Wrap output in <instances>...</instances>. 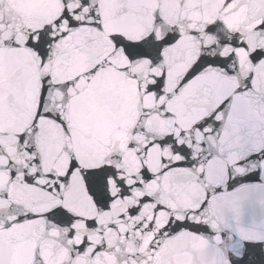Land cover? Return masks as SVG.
I'll use <instances>...</instances> for the list:
<instances>
[{"label":"water","instance_id":"95a60500","mask_svg":"<svg viewBox=\"0 0 264 264\" xmlns=\"http://www.w3.org/2000/svg\"><path fill=\"white\" fill-rule=\"evenodd\" d=\"M0 264H264V0H0Z\"/></svg>","mask_w":264,"mask_h":264}]
</instances>
